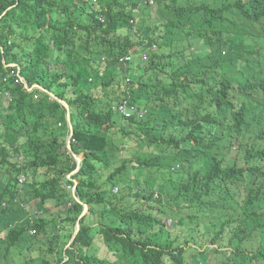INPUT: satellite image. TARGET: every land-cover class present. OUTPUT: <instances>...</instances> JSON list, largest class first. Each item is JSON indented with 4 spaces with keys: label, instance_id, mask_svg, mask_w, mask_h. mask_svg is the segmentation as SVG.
<instances>
[{
    "label": "trees",
    "instance_id": "16d2710c",
    "mask_svg": "<svg viewBox=\"0 0 264 264\" xmlns=\"http://www.w3.org/2000/svg\"><path fill=\"white\" fill-rule=\"evenodd\" d=\"M155 2L0 0V199L22 188L44 211L35 234L6 230L5 259L264 264V0ZM130 49L147 52L140 70L119 60ZM3 58L36 98L2 81ZM124 98L144 118L119 114ZM14 217L0 206V233Z\"/></svg>",
    "mask_w": 264,
    "mask_h": 264
},
{
    "label": "clouds",
    "instance_id": "9594fccd",
    "mask_svg": "<svg viewBox=\"0 0 264 264\" xmlns=\"http://www.w3.org/2000/svg\"><path fill=\"white\" fill-rule=\"evenodd\" d=\"M139 3L140 4H144V5H148V6H151V7H155L156 6L155 0H139ZM129 21H130V24L133 27V30L137 34H139L138 27H139L140 17L137 16L136 18H131ZM151 47H152V49H155L156 48V44H153ZM0 48L2 49L1 45H0ZM125 55H130V59L129 60H121L120 59L122 57L121 56V57H119V60L123 61V62H126V61L131 62V61H133V56L134 55L141 56V58L143 60H145L146 62H147V58H148L147 52L144 49L141 50V51L140 50L136 51V49H134V50L130 49L128 51V53L125 54ZM125 55H123V56H125ZM2 61H3L4 67L6 69H9L8 73L3 77L2 81L3 82H8L9 78H12L14 80V83L21 84L24 89H26L28 92L32 93L33 97L36 98L37 95H38V91L39 90H43V87L41 85H39L38 83H36V82L29 83L28 80L23 75L20 74V66L17 63H15V62L7 63L4 58L2 59ZM127 80H130V78H127ZM5 95L7 96V99L5 101V107H8V105L10 104L11 98H10V96H9V94L7 92H5ZM51 96H52V98L59 100L60 103H62V102L66 103L64 100L58 99L53 94H51ZM125 101H126V105L124 104ZM122 105L125 106L124 110L121 109ZM117 110H118L117 112L119 114H121L123 117H125V118H135V119L144 118V116L147 114V111H148L147 109H145L143 107L142 108L138 107L137 104H134V103L132 104V102L130 103L129 100L125 99V98L119 102V104L117 106ZM0 111H2L1 108H0ZM67 113L70 114L69 105H68V111L66 112V120H67ZM67 123L69 125V136H68L67 143H68V147L70 148V143L71 142H75V139L72 138L73 126H72V131H71V127H70L71 114H70V123L68 122V120H67ZM73 155H74V157L76 159V162H77L76 169L78 168V170H79L80 166H81L82 156L81 155H77V154H73ZM77 158H79V161H78ZM21 162H22V156H19V163H21ZM76 169L74 171H72L70 174L67 175V177L69 179H71V176L78 171V170L76 171ZM25 179H26L25 175L19 174L17 176L18 184L20 186H22L25 183ZM74 181H75V183H74V186L72 188V193H73L74 198L79 200L77 195H76L77 180L74 179ZM114 191H117V189L115 188ZM23 195H24V191H22V188H20L19 189V193L17 194L16 197H14V198L13 197H5L4 199H0V206H1L2 209H5V210L8 209V211H11V212L15 213V217L8 221L6 228L0 233V239H5L7 237L6 236V230L13 229L15 227H19L20 224L25 225L26 228H27V231L30 234H35L36 231H35L34 228L31 227L32 225L30 226V224L33 221H35L37 218H39L40 216H43V212L44 211H42V209L40 207H38L37 204L31 206L30 202L21 200ZM157 195H158V193L155 192L154 196H157ZM84 204H86V203H84ZM18 206H20L23 210L20 209ZM69 206H70V203L68 204V207ZM16 208H18L19 210L16 209ZM22 212H24V214H21ZM166 224H167V226H170L171 225V219H167L166 220ZM77 225H78V230H79L80 225L77 222L76 225H75V229L73 231V234H72V238L67 243L66 247L69 246L71 244V242L73 241V239L75 238V236H76V234L78 232V231L76 232ZM56 227L59 228V226H56ZM52 234H54V232H52ZM17 252H18V250L15 251V254L13 256L14 258L16 257ZM3 254H4V248H2V250H0V260H1V256L4 257ZM67 259H68V257L65 254H63L62 260H67ZM197 264H209V263L200 261Z\"/></svg>",
    "mask_w": 264,
    "mask_h": 264
},
{
    "label": "rangeland",
    "instance_id": "374dc122",
    "mask_svg": "<svg viewBox=\"0 0 264 264\" xmlns=\"http://www.w3.org/2000/svg\"><path fill=\"white\" fill-rule=\"evenodd\" d=\"M143 63L140 62V57L138 55H134L133 56V67L136 69V71L139 69V67L142 65ZM140 70V69H139ZM140 72V71H139ZM35 199L36 202H39V198L37 196L33 197ZM36 202H33V205L36 204ZM13 219V218H12ZM185 237H186V232H183L182 233V239L181 241H184L185 240ZM202 242V246H197L200 250V252L202 253V255H207L208 259L210 256H214L213 255V249H215L216 245H212L210 244L209 242H207V246H209L210 250H207V249H204V246L206 245V240L204 241H201ZM192 244V245H191ZM186 245V243H185ZM189 246H191L192 248L196 247V244L195 243H189L188 244ZM189 246H187V250H190L191 248H189ZM222 250H226L228 251V254L230 251H232V247H224V248H220ZM16 251V250H15ZM15 251L13 252L12 255L9 256L8 259H5L3 256H1V260H0V264H13V259H14V254H15Z\"/></svg>",
    "mask_w": 264,
    "mask_h": 264
},
{
    "label": "water",
    "instance_id": "95a60500",
    "mask_svg": "<svg viewBox=\"0 0 264 264\" xmlns=\"http://www.w3.org/2000/svg\"><path fill=\"white\" fill-rule=\"evenodd\" d=\"M64 105H65V107H66V109H67V111H68V105L66 104V103H64V102H62ZM67 120H68V122L70 123V114L69 113H67ZM70 127H71V131H72V125L70 124ZM78 159V161H79V158H77ZM79 167V166H78ZM78 170V168L76 169V171ZM88 211V205L87 204H84V209H83V211H82V213H81V215H80V217L84 214V213H86ZM78 231V225H77V228H76V232ZM75 232V233H76Z\"/></svg>",
    "mask_w": 264,
    "mask_h": 264
},
{
    "label": "built area",
    "instance_id": "2783aa9c",
    "mask_svg": "<svg viewBox=\"0 0 264 264\" xmlns=\"http://www.w3.org/2000/svg\"><path fill=\"white\" fill-rule=\"evenodd\" d=\"M94 1H96V0H94ZM120 59H121V60H129V59H130V55L122 56ZM124 104L126 105V101H125ZM121 109L124 110V109H125V106L122 105V106H121Z\"/></svg>",
    "mask_w": 264,
    "mask_h": 264
}]
</instances>
